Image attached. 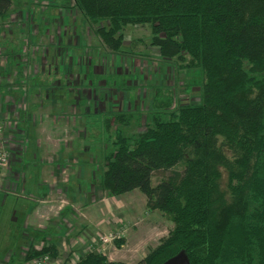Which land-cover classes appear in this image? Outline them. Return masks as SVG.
I'll use <instances>...</instances> for the list:
<instances>
[{
	"label": "trees",
	"instance_id": "16d2710c",
	"mask_svg": "<svg viewBox=\"0 0 264 264\" xmlns=\"http://www.w3.org/2000/svg\"><path fill=\"white\" fill-rule=\"evenodd\" d=\"M71 1L106 52L122 54L126 27L148 26L164 63L201 72L202 82L195 76L185 86L198 97L173 109L166 88L145 115L89 117V130L103 139L101 191L137 190L148 212L173 224L137 264H162L180 251L190 264H264V0ZM10 8L0 0L1 20ZM135 117L144 125L126 133ZM220 169L229 200L218 188ZM44 256L52 262L57 252L31 248L23 263ZM75 264L112 263L90 251Z\"/></svg>",
	"mask_w": 264,
	"mask_h": 264
},
{
	"label": "crops",
	"instance_id": "0c3cea01",
	"mask_svg": "<svg viewBox=\"0 0 264 264\" xmlns=\"http://www.w3.org/2000/svg\"><path fill=\"white\" fill-rule=\"evenodd\" d=\"M33 1L11 0L8 18L0 19V124L10 151L0 181V213L8 201L14 204L7 235L0 231V264H24L31 248L52 246L57 255L66 249L74 253L79 248L71 239L86 238L84 230L104 224L108 197L98 187L103 147L90 143L97 131L89 130V117L108 111L145 115L156 91L167 88L155 76L130 72L136 65L132 57L139 53L148 58L147 50L123 46L125 67H118L114 54L98 52L103 50L99 40L80 15L37 22L46 12L38 5L47 10L58 0ZM56 28H63V34L56 36ZM32 47L39 48L31 52ZM43 47L45 52L39 50ZM157 60L164 67L160 56ZM132 88H138L134 99L129 97ZM113 204L115 208L117 202ZM67 222L79 226L78 233L70 236Z\"/></svg>",
	"mask_w": 264,
	"mask_h": 264
},
{
	"label": "rangeland",
	"instance_id": "374dc122",
	"mask_svg": "<svg viewBox=\"0 0 264 264\" xmlns=\"http://www.w3.org/2000/svg\"><path fill=\"white\" fill-rule=\"evenodd\" d=\"M39 1L40 0H34L33 2H39ZM57 3L58 4L56 6L48 7L47 10L45 9L46 5L44 4L38 5V7L40 6L44 8V11L46 12L43 15V17L41 16V18L40 17L37 18V22L42 18L64 19L66 17L67 18L77 17L78 13L77 11L74 10L71 0H58ZM46 4L48 3L46 2ZM62 4H64L66 8L65 7L63 8L61 6ZM38 13L39 12H37V17L39 16ZM37 22L34 25L37 27V29H39L38 26L39 23ZM58 26H60V24H58ZM42 30L43 29L41 28L40 30L41 33L43 32ZM62 30L64 31L63 28L62 29L56 28L55 30L56 36L62 35L63 34ZM123 38H124V46H128L127 44H129L131 50L133 48H134L133 50L145 49L147 50L146 52L150 54L149 56H147L148 58H144L139 53H137L138 55L133 56L132 61L136 65L134 69L130 68L129 70L130 72H134L135 74L142 75L144 77H148V76L150 77V75H152L155 76V78L158 81H163L165 83L164 85L171 90L170 92L174 98V102L172 103L171 109H173V107H177L181 103H187L191 101L193 98L195 99L196 97H198L197 91L192 90V92H190L191 94L184 93L183 91H186V89L183 90L185 86L184 84L181 83L182 81L183 83H189L190 80H192V78L195 76H198V80H199L198 82H202L201 72L199 70L192 72L179 70L180 66L178 65L175 68L174 66L170 68L168 64H164V67H161L157 60L159 59L158 49L155 47H151L149 45L150 32L148 26H144L140 28L126 27V29L124 30ZM52 41L55 42V39H52ZM38 48L32 47L30 48L31 50L30 49L29 50L33 52V51H37ZM39 50H43L42 52H45L46 47L45 48L43 47ZM98 52L106 53V50H102ZM115 56L116 55H113V61L115 65L124 68L125 66L123 67L122 58L125 57V52L119 56L116 57ZM116 59L118 61H116ZM189 75H191L190 78ZM192 83L194 82L192 81ZM133 88L130 91L131 93H129L130 94L129 97L132 99H134L133 95L134 94L136 95L138 89V88L135 89ZM133 122L134 123L131 124L130 129H128L127 131L129 134L136 132L139 129V126L141 127L142 125H144V121L138 122L137 126H135L136 125L135 119H133ZM91 136L94 137V140L90 143L94 147H96L95 145H97L101 149L103 139L99 138V135L96 132H93ZM96 157H98L97 153H96ZM2 174H4V172ZM161 178H162L161 173L155 174L151 179V185H155L156 182H158ZM228 182H229L228 175L226 171L224 169H220L218 188L227 200H229ZM116 202L117 205L114 208L113 203L116 204ZM57 204L59 206L65 205L62 199L61 200L59 199ZM13 205L14 204L11 200L8 201L0 213L1 216L0 221L3 224V228H0V231L6 232L4 233V236H6L8 233V226L11 225L9 221L11 220L10 215L12 214L11 210L13 208ZM105 208L107 210L104 211L105 218L104 219L102 218L104 221L103 225H99V226L91 225V228L88 231L84 230V232L81 229V233L83 232L84 234H86L87 237L78 238V239H76L75 237L71 239V243H70L71 245L79 249L81 246H84L85 247L84 251L78 249L76 250V252L73 253L71 249H66L61 251V254L57 255L55 259H52L51 263L50 262L48 263L75 264L77 261V257L83 256V252L84 253L90 252L92 248H96L98 251L95 253L99 254L101 258L106 259L109 263L137 264L140 260L146 257V255L150 254L151 251L158 246L160 241L164 237H166L169 232L173 230V224L169 221V219H167L165 215L156 212H148L145 209V198L137 190L125 194L119 198L108 197V199L105 201ZM77 227L79 228V226L67 222L66 228L70 231V236L73 235V233L74 234L78 233ZM11 230H17V227L14 226L12 228L11 226ZM46 257L48 258V261H51L48 256Z\"/></svg>",
	"mask_w": 264,
	"mask_h": 264
},
{
	"label": "built area",
	"instance_id": "2783aa9c",
	"mask_svg": "<svg viewBox=\"0 0 264 264\" xmlns=\"http://www.w3.org/2000/svg\"><path fill=\"white\" fill-rule=\"evenodd\" d=\"M13 115V113H12ZM8 121H5V123H11L12 119H17V116L14 115L12 117V119L10 118H5ZM5 132V125L4 123L0 124V181L3 177V172L5 171V169H7V166L9 165V157H10V151H9V144H8V138L7 136L4 134ZM19 188V187H18ZM18 189L14 186V188L12 189V192H16ZM84 251V249H83ZM98 250L96 248H92L91 252H97ZM83 254H85L83 252ZM80 256L77 257V261L79 260ZM76 259V258H75ZM76 261V262H77ZM48 262V258L46 256L42 257L41 259L38 260H34L32 262H28L27 264H49Z\"/></svg>",
	"mask_w": 264,
	"mask_h": 264
},
{
	"label": "water",
	"instance_id": "95a60500",
	"mask_svg": "<svg viewBox=\"0 0 264 264\" xmlns=\"http://www.w3.org/2000/svg\"><path fill=\"white\" fill-rule=\"evenodd\" d=\"M162 264H190L189 259L184 251H180L174 256L166 259Z\"/></svg>",
	"mask_w": 264,
	"mask_h": 264
}]
</instances>
